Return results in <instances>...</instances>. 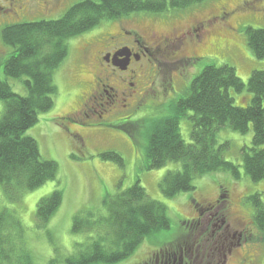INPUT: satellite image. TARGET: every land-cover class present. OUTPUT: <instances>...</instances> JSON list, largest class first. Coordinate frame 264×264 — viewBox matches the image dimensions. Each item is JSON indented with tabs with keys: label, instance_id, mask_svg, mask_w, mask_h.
I'll return each instance as SVG.
<instances>
[{
	"label": "rangeland",
	"instance_id": "rangeland-1",
	"mask_svg": "<svg viewBox=\"0 0 264 264\" xmlns=\"http://www.w3.org/2000/svg\"><path fill=\"white\" fill-rule=\"evenodd\" d=\"M83 1L86 0H61L51 9L49 16L38 15V18L25 22L56 20L69 8ZM245 1L253 3L256 0H207L180 11H169L164 14L138 13L128 16L139 17L135 18L139 24L151 27L157 34L168 35L186 32L197 21H212V17H217L223 8L228 14L232 12L222 25L216 23L208 28V36L203 38L202 44H197L195 39L187 42L184 51L186 59H182L179 64L170 66L171 63L167 60L159 61L161 65L157 64L154 70L144 64L150 72L145 76L144 82L147 84L141 88L148 87L153 77L152 86L145 97L131 108H123L117 115L104 118L102 121L104 125L96 128L82 124L77 118H68V115L80 111L82 93L86 92V86L82 89L77 83L82 53L88 44L94 43L91 39L98 34L102 37L107 32H114L118 22H104L67 42L68 56L53 76L57 88L54 107L40 114L37 123L25 133V136L36 141L41 159L57 164V179L25 193L18 203L8 202L0 187V208L9 210L20 220L22 241L34 264H65L67 256L74 252L75 242H82L87 236L72 235L73 217L81 211L85 213L90 210L106 215L103 201L108 196L113 197L130 188L136 182L150 199L165 206L170 228L146 238L130 258L117 264H142L158 248L181 243L185 234L195 226L197 221L194 220L200 218L198 211L206 204L214 202L217 195L224 192L223 189L229 192L230 205L226 203L217 206L214 209L217 215L206 229H213L214 223L219 226L222 220L224 225L229 226V241L234 247L231 248L230 254L225 253L226 264H264L263 234L253 222V208L248 201L249 197L260 194L264 203V180L252 182L246 176L241 161V149L251 146L253 136L251 127L246 134H239L227 128L218 133V142L230 143L224 158L238 166V179L233 178L228 172L211 173L193 180L194 192L182 193L171 199L161 194L159 184L167 172L179 171L181 165L170 162L158 170L144 168L146 134L150 130V123L171 114L172 103L184 94L191 81L206 66H230L245 85L253 70L264 71V60L255 59L247 46L245 33V29L249 27L264 28V0H258L257 4L254 3L255 5L250 7L244 5ZM33 17L26 16L27 19ZM10 53L11 48L2 43L0 33V80L6 81L14 93L26 96L23 83L26 78L11 79L3 73L2 63ZM197 56L201 58L196 60ZM166 62L167 65L163 66ZM170 86L174 87V91L170 90ZM229 95L236 107L247 106L252 98L246 90L242 93L229 90ZM187 115L192 113L188 112ZM87 121L96 123L97 119ZM110 124L121 129L111 128ZM179 132L183 141L190 143L189 120L182 119L179 122ZM74 134H78L80 140L75 138ZM109 150L117 152L122 157L123 168L101 160L100 154ZM56 190L62 192L61 205L47 222L46 228L37 229L36 205L40 199ZM229 210L232 212L229 213ZM242 220L244 225L240 224ZM201 223L203 226V221ZM233 234L235 236L232 238ZM222 258L223 256L216 262H220Z\"/></svg>",
	"mask_w": 264,
	"mask_h": 264
},
{
	"label": "trees",
	"instance_id": "trees-1",
	"mask_svg": "<svg viewBox=\"0 0 264 264\" xmlns=\"http://www.w3.org/2000/svg\"><path fill=\"white\" fill-rule=\"evenodd\" d=\"M205 1L86 0L56 20L26 22L2 30V43L11 48L9 57L2 63L3 73L11 79L25 77L27 92L26 96H20L6 81L0 80V102L3 103L0 187L8 202L18 203L25 193L57 179V164L41 159L36 141L25 133L37 123L40 114L54 107L57 88L53 76L68 56L67 42L104 22H119L138 13L180 11ZM245 33L255 59L264 60V28L249 27ZM229 90L235 93L246 90L252 95L249 104L234 106ZM170 109L169 116L150 123L145 148V170H158L170 162L181 165V170L167 172L160 181L164 197L172 199L194 192L193 180L211 173L228 172L233 178H239L238 166L224 158L230 143L218 142V133L226 128L239 134H246L252 128L251 146L241 149L242 167L252 182L264 180L263 70H253L245 85L230 66H206ZM188 112L192 115H187ZM182 119L191 124L190 143L180 135ZM100 158L123 168V159L117 152H102ZM248 201L264 243V203L260 194L249 197ZM61 202L59 190L38 201L37 229L46 228ZM103 205L106 215L90 210L73 217L72 235L87 236L82 242H75L74 252L67 256L65 264L120 263L130 258L146 238L170 228L165 206L150 199L138 182L113 197L108 196ZM21 230L20 220L9 210L0 208V264H34L22 241Z\"/></svg>",
	"mask_w": 264,
	"mask_h": 264
},
{
	"label": "flooded vegetation",
	"instance_id": "flooded-vegetation-1",
	"mask_svg": "<svg viewBox=\"0 0 264 264\" xmlns=\"http://www.w3.org/2000/svg\"><path fill=\"white\" fill-rule=\"evenodd\" d=\"M60 1L0 0V33L8 26L26 23L25 21L38 18V15L49 16L51 9ZM254 3L257 4L258 0L253 3L245 1L244 5L250 7L255 5ZM221 11L217 17H212V21H197L183 33L160 35L151 27L139 24L135 20L139 17H128L116 22L118 26L114 32H107L102 37L98 34L92 38L94 43L86 46L82 53L81 66L78 67L82 71L79 70L77 83L82 86V89L86 86V92L82 93L81 109L78 112L69 113V116L77 118L82 124L96 128L104 125L102 124L104 118L113 117L123 108L134 106L137 101L145 97L152 86L153 77L148 87L141 88L147 84L144 80L150 72L145 65H149V68L154 70L157 64L161 65L159 61L167 60L171 63L170 66L179 64L182 59H186L184 51L187 42L195 39L197 44H202L203 38L208 36L209 27L216 23L222 25L226 17L232 15V12L226 13L224 8ZM31 15L34 17L26 18ZM200 58L195 57L196 60ZM164 65H167V62ZM172 89L174 91V87L170 86V90ZM130 101L133 102L129 105ZM92 118L97 119L96 123L87 121ZM74 137L78 139L79 135L74 134ZM221 194L217 195L214 202L206 204L198 211L200 218L194 220L197 221L195 226L185 234L181 243L158 248L142 264H226L225 253L230 254L231 248L234 247L229 241V226L224 225L222 220L219 226L214 223L213 229H206L217 215L214 209L220 204L230 205L228 190ZM237 201L239 202L240 199ZM232 206L234 207L235 204L233 203ZM231 212L229 210V213ZM240 224L245 223L242 220ZM234 236L235 234L232 238ZM189 243L191 245H188ZM222 256V260L216 262Z\"/></svg>",
	"mask_w": 264,
	"mask_h": 264
}]
</instances>
